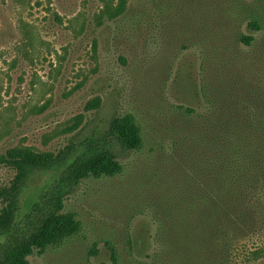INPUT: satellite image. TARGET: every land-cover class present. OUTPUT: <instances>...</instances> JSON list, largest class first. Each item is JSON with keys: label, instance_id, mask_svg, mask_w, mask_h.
Returning a JSON list of instances; mask_svg holds the SVG:
<instances>
[{"label": "rangeland", "instance_id": "rangeland-1", "mask_svg": "<svg viewBox=\"0 0 264 264\" xmlns=\"http://www.w3.org/2000/svg\"><path fill=\"white\" fill-rule=\"evenodd\" d=\"M125 114L141 148L110 138L122 171L81 180L63 200L79 231L30 264H153L181 221L211 222L216 188L233 212L222 264H264V0H0V154H78ZM60 172L28 178L17 232ZM14 175L0 165V212Z\"/></svg>", "mask_w": 264, "mask_h": 264}, {"label": "trees", "instance_id": "trees-1", "mask_svg": "<svg viewBox=\"0 0 264 264\" xmlns=\"http://www.w3.org/2000/svg\"><path fill=\"white\" fill-rule=\"evenodd\" d=\"M243 40L247 43L250 37H245ZM90 106L97 108L99 99L95 98ZM262 132L264 133V129ZM110 138L121 147L122 151L136 150L142 146L139 125L132 114H125L113 117L107 132L86 140L78 154H76V147L72 144L57 153H34L25 149H8L0 154V165L10 166L15 171L10 186L2 191L6 204L0 212V236H4V241L0 243V264H30L28 256L34 250H45L48 246L58 244L79 231L80 221L74 213L64 210L63 200L81 180L89 176H112L122 171V165L114 153V144ZM262 148L260 153L264 156V146ZM230 166H233L232 163ZM263 167L264 163L255 166L254 169L257 172ZM41 169H61V172L42 199L33 206L27 217V228L21 233L17 232L14 218L18 208L19 192L28 178ZM229 177L233 179L237 176L232 174ZM244 180L250 186L256 184L255 179L250 177ZM236 182L241 185L242 181L236 180ZM216 185L221 186L218 180ZM213 193L215 194L211 210L198 211L201 217L207 215L211 222L203 227L199 226V232L194 234V226L181 221L177 231L178 236L167 240L164 252L168 253L155 254V263H158V257L161 255L164 260L163 262L159 259L161 264L223 263L226 255L225 244L219 245L213 241L215 238L223 241L226 222L233 212L228 206L227 193L229 192L227 190L221 192L219 188H216ZM205 229L207 232L204 231ZM201 242L206 247H210L208 254L206 251H196L200 248ZM193 251L197 254L195 255ZM111 253L112 259L116 260L115 254ZM154 262L152 261L153 264Z\"/></svg>", "mask_w": 264, "mask_h": 264}]
</instances>
